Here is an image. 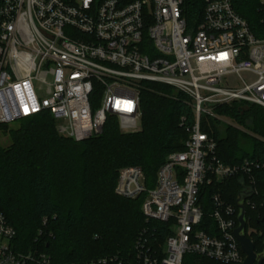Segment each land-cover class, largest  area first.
I'll return each mask as SVG.
<instances>
[{"label":"built area","instance_id":"1","mask_svg":"<svg viewBox=\"0 0 264 264\" xmlns=\"http://www.w3.org/2000/svg\"><path fill=\"white\" fill-rule=\"evenodd\" d=\"M204 6L195 18L185 0H0V126L48 113L61 136L83 142L101 135L111 119L125 135L140 132L146 84H164L190 99L194 123L181 118L185 148L166 157L154 187L142 167L118 173L117 196H145L141 211L147 227L130 264H183L188 254L243 264L246 256L234 235L242 225V207L240 234L253 243L263 237L256 220L264 196L253 175L264 162L220 161L203 114L220 121L218 107L264 109V37L252 33L232 0H205ZM237 177L249 182L238 206L215 194L210 213L215 228L203 227L201 188ZM153 223L165 224L163 237ZM16 238L0 212V264L51 262L45 254L16 252ZM117 261L107 256L88 264Z\"/></svg>","mask_w":264,"mask_h":264},{"label":"trees","instance_id":"2","mask_svg":"<svg viewBox=\"0 0 264 264\" xmlns=\"http://www.w3.org/2000/svg\"><path fill=\"white\" fill-rule=\"evenodd\" d=\"M204 1L185 0L189 15L200 18ZM232 4L252 33L263 38L264 0H232ZM162 88L145 85L141 94L144 130L130 135L121 133L116 119L109 120L101 135L83 142L61 136L48 113L20 121V127L11 132L12 145L8 149L0 146V212L17 231L16 252L45 254L51 258L49 264H88L107 256L118 258L109 264L133 261L138 235L147 227L141 211L145 196L132 200L117 196V170L142 167L148 186L154 187L166 157L185 148L188 137L181 118L186 117L188 125L194 123L190 99L168 88L173 97L170 102L158 95ZM215 112L237 122L250 121L252 132L264 138L263 108L232 104ZM210 121L203 127L215 136L220 161L229 166L246 158L264 162V142L255 139L251 149H243V134ZM8 127L0 126V130ZM253 177L259 197L264 196V168ZM247 184L248 178L237 177L218 187L204 185L199 193L205 212L203 227L215 228L210 218L215 194L237 207ZM256 223L263 237L254 238V245L257 254L264 255V210ZM153 225L163 237L165 224ZM183 264L220 263L188 254Z\"/></svg>","mask_w":264,"mask_h":264},{"label":"rangeland","instance_id":"3","mask_svg":"<svg viewBox=\"0 0 264 264\" xmlns=\"http://www.w3.org/2000/svg\"><path fill=\"white\" fill-rule=\"evenodd\" d=\"M157 85H160L161 88L163 86V90H160L158 95H161V97L165 98L166 100H169L170 102L173 100L172 96H170V94H168V86L164 85V84H159L156 83ZM155 84V85H156ZM247 109V108H246ZM216 113V112H215ZM217 114V113H216ZM221 119L219 122H222V124L225 127H233L236 130H238L241 134H243L242 136V140H241V146L243 149H251V145L254 142V140H260L262 142H264V138L258 136L257 134H254L252 132V127H250V121H236L233 120L231 117H227V116H222L217 114ZM210 119L211 117L207 116L206 114H203V122L205 124H210ZM247 123V125H246ZM20 127V122H15L14 124H12L11 126H9L7 129H1L0 130V146L2 148L8 149L12 144H11V132L14 129H18ZM144 129H142L143 131ZM123 168V167H122ZM120 168V169H122ZM120 169L117 170V174L119 173Z\"/></svg>","mask_w":264,"mask_h":264},{"label":"water","instance_id":"4","mask_svg":"<svg viewBox=\"0 0 264 264\" xmlns=\"http://www.w3.org/2000/svg\"><path fill=\"white\" fill-rule=\"evenodd\" d=\"M179 93L180 92L178 90L173 89V94L178 96ZM248 193H250V192H248ZM239 207H242V206H239ZM242 208H243V214L239 218V220L241 221L242 225H241L240 228L234 230V235H236L239 243L241 244V249L243 250V252H244V254L246 256L245 261L243 262V264H264V260L263 259H258V255L256 253L255 245L251 241V239H248L245 236L240 234L241 231L245 227V222L243 221L244 207H242Z\"/></svg>","mask_w":264,"mask_h":264}]
</instances>
